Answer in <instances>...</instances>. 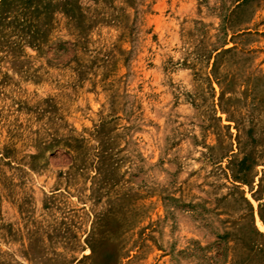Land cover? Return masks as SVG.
Returning a JSON list of instances; mask_svg holds the SVG:
<instances>
[{
    "label": "rangeland",
    "instance_id": "rangeland-1",
    "mask_svg": "<svg viewBox=\"0 0 264 264\" xmlns=\"http://www.w3.org/2000/svg\"><path fill=\"white\" fill-rule=\"evenodd\" d=\"M0 264H264V0H0Z\"/></svg>",
    "mask_w": 264,
    "mask_h": 264
},
{
    "label": "trees",
    "instance_id": "trees-1",
    "mask_svg": "<svg viewBox=\"0 0 264 264\" xmlns=\"http://www.w3.org/2000/svg\"><path fill=\"white\" fill-rule=\"evenodd\" d=\"M222 249V247L220 248ZM223 255H220L219 257L216 258L217 261H220L222 259Z\"/></svg>",
    "mask_w": 264,
    "mask_h": 264
}]
</instances>
